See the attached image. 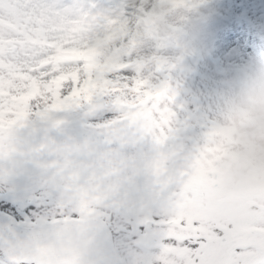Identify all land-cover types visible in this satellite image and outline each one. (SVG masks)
Instances as JSON below:
<instances>
[{"label": "snow or ice", "instance_id": "snow-or-ice-1", "mask_svg": "<svg viewBox=\"0 0 264 264\" xmlns=\"http://www.w3.org/2000/svg\"><path fill=\"white\" fill-rule=\"evenodd\" d=\"M207 6L186 0L172 20ZM156 7L0 0V264H167L177 254L188 264H264V200L234 222L210 218L207 187L185 174L201 133L192 117L210 116L232 79L205 102L185 86L189 50L161 71L138 68L135 50L110 67L119 41L93 51L116 22L132 27ZM138 73L177 92L150 119L133 89ZM165 107L174 115L161 127Z\"/></svg>", "mask_w": 264, "mask_h": 264}, {"label": "rangeland", "instance_id": "rangeland-1", "mask_svg": "<svg viewBox=\"0 0 264 264\" xmlns=\"http://www.w3.org/2000/svg\"><path fill=\"white\" fill-rule=\"evenodd\" d=\"M158 2L149 17L146 18V14L134 26L127 25L129 31L121 21L116 22L108 34L97 41L93 51L108 49L119 41V47H112L109 61L135 50L139 55L133 63L138 68L154 65L156 71H160L161 60L189 50L191 54L185 60L189 67L186 65L184 69L193 68L197 75L185 73L184 81L188 86L191 84L192 91L205 102L213 89L232 79L215 101L211 115L200 113L204 125L213 132L212 144L224 138L230 139L231 144L214 156L212 162L202 154L199 138L189 156L185 174L190 186L207 187L206 211L210 218L234 222L254 202L264 200V187L253 189L252 176L244 175L237 180L227 175L229 171L225 179L219 180V174L217 176L218 168H224L240 155L253 164H264V0H208L207 7L179 25L172 20V15L186 0ZM178 38L182 40L176 48L173 44ZM139 75L135 80L157 83L153 82L154 73ZM168 111L167 107L160 109L159 126L173 119L174 114ZM203 170L207 173L203 174ZM214 202H217L215 210L212 209ZM185 257L180 255L182 263ZM184 264H188V260Z\"/></svg>", "mask_w": 264, "mask_h": 264}, {"label": "bare ground", "instance_id": "bare-ground-1", "mask_svg": "<svg viewBox=\"0 0 264 264\" xmlns=\"http://www.w3.org/2000/svg\"><path fill=\"white\" fill-rule=\"evenodd\" d=\"M180 260L177 258L175 260L172 261H168L167 264H179Z\"/></svg>", "mask_w": 264, "mask_h": 264}]
</instances>
